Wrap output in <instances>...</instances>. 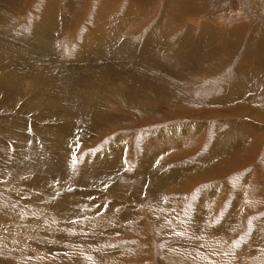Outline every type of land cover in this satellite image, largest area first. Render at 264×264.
<instances>
[{
	"label": "rangeland",
	"instance_id": "rangeland-1",
	"mask_svg": "<svg viewBox=\"0 0 264 264\" xmlns=\"http://www.w3.org/2000/svg\"><path fill=\"white\" fill-rule=\"evenodd\" d=\"M124 16L130 18L125 21ZM44 30L47 33L43 34ZM83 49L87 54L81 55ZM42 51L51 53L54 58L59 57L62 64L57 67L53 60H49L45 68L49 70L46 76L55 78L52 82L56 83L51 82V87L56 85L54 90L59 91H54L56 96H52L57 102L54 107L59 104L56 110L61 111L60 105L65 99L69 100L66 106L70 113L64 120L60 118L65 124L74 126L68 125L72 128L67 131L71 138L66 137L70 144L59 146H62L61 150L71 148L67 151L72 152L68 155L70 160L73 157L71 161L68 159L72 172L81 167L78 163L93 162L92 165L101 172V168L113 170L109 174L112 179L107 173L96 175L93 180H82L77 177L78 172L74 175L69 172L70 176H40L37 170L21 168L28 171L24 181L27 182L29 175L47 181L38 194L40 198L43 196L45 204L50 199L45 201L44 198L51 192L52 200L59 199L61 204L70 207L71 203L74 204L72 199L66 201V196L61 197L58 191L64 190L66 195V190L70 192L75 188V197L80 199L76 203L89 206L88 215L95 218L91 217L86 223L89 222L91 227L105 223L106 228L104 233L86 234L91 227L86 229L85 225L78 230L79 233L78 220L76 227L70 226L73 230L67 221H63V225L56 228L61 233L29 232L34 225L24 226L26 230L28 226L32 228L25 232L23 224L29 221L27 213L41 209L31 206V200L37 198L35 194L29 191L27 194L25 188L17 186L19 177L15 176L22 170L17 172L16 165L22 159L23 165L34 167V158L44 160L46 156L51 160L53 155L46 153L43 156L44 145L38 144L34 146L36 154L31 153L28 151L31 150L29 141L24 142L28 145L26 148L17 151L12 142L16 137L0 132V200H6L3 199L6 197L12 206V202L17 204V197L19 200L25 198L19 202L21 204L31 202H24L26 207L23 210L26 211L21 213L23 215L17 216L19 212H14L13 219L0 222V258L8 255V248H14L17 260L30 261L42 254L44 261L60 262V256L66 254L67 262L79 258L81 264H86L87 260L122 264L121 255L136 250L142 255L145 251L146 256L137 260V254L133 253L132 264H167L161 258L160 250L169 243L168 247L173 249V239L185 238L183 234H177L180 228L175 226L187 220L193 225L192 229L201 232L192 239L205 237L202 243L208 246L196 244L191 239L186 250H179L192 258V264H206L205 256L199 255L200 250L217 258L219 264H264V0H0V78L6 76L10 82L12 79L11 85L0 79V91L3 92H0V96L3 95L0 97V123L17 126L18 118L30 133L33 125L41 128L45 124L31 120L42 119L39 108H33L37 96L34 92L38 90L36 86L30 89V76L45 70L36 64L40 57L32 53ZM34 65L37 66L31 68ZM140 73L144 74L143 78L138 76ZM17 74L24 75L21 82ZM15 77L18 84L14 85ZM94 80L100 84L89 86L92 89L89 91H93L90 94L84 84H93ZM104 93H107L106 97ZM66 94L72 98L68 99ZM57 95L63 98V102ZM88 115L94 116V122L89 125L91 131L86 128ZM52 120L49 131H62L58 130L61 129L59 121ZM161 134L180 137L181 144L162 154L166 160L148 159L144 155L145 149L148 150L150 144L154 146V140ZM187 134L192 138L184 142ZM73 138L86 139L76 142ZM144 166L149 171L143 169ZM134 169L138 173H151L142 183L143 187L146 185L145 189L151 180L163 190H170L169 201H163L160 211H146L145 205L125 202L108 192L107 186L113 187L119 176L126 174L124 171ZM171 180L172 183L167 184ZM196 194L202 195L203 202L197 200ZM237 200L243 203V207H233L232 203ZM55 201L50 205L49 214ZM149 204L147 202V206L155 205L153 201ZM6 210L4 214L9 213ZM157 213L159 218L162 217L159 227L151 217ZM220 216L227 218V227L224 226L222 233L218 232L216 236L208 235V229L220 221ZM172 224L177 230L172 228L167 235L173 238H160ZM131 229L137 233L128 234ZM250 237H256L254 246L248 241ZM245 240L251 250L239 252L238 248L244 247ZM53 241H57L56 247H53ZM259 242L261 245H255ZM210 248L219 254L210 252ZM234 248L238 255H242L240 258L221 260L231 257V249L236 252ZM176 252L173 251L172 255ZM8 260L2 258V262L11 264L10 258ZM166 260L171 264L177 259L174 256Z\"/></svg>",
	"mask_w": 264,
	"mask_h": 264
},
{
	"label": "bare ground",
	"instance_id": "bare-ground-1",
	"mask_svg": "<svg viewBox=\"0 0 264 264\" xmlns=\"http://www.w3.org/2000/svg\"><path fill=\"white\" fill-rule=\"evenodd\" d=\"M102 2V1H101ZM125 9V8H124ZM110 11V10H109ZM124 11V10H123ZM125 11H127V10H125ZM126 13V12H125ZM44 15V14H43ZM104 15V14H103ZM125 15V14H124ZM125 17V16H124ZM128 18H130V16H127ZM127 17H125L123 20H127L128 18ZM129 21V20H128ZM93 27V26H92ZM46 31L44 30V31H42V33L44 34ZM47 33V32H46ZM47 38V37H46ZM37 40H39V41H44L45 39L44 38H37ZM41 44H43V43H41ZM48 48L49 47H47V50H48ZM80 49V48H79ZM85 49V48H84ZM83 49V50H84ZM90 49V48H89ZM41 50H43V49H41ZM40 51V50H39ZM45 51V50H44ZM44 51H42L43 53H38V54H33L32 53V55H36L37 57L39 56L40 57V59H38V61H37V63L36 64H39V65H42L44 68L48 65V62H50L49 60H53L52 62H55V64L57 65V67H60L61 65H60V63H59V57H56V58H54L53 56H52V54L51 53H48V52H44ZM76 51H79L78 49L76 50ZM82 51V50H81ZM80 52V51H79ZM78 52V53H79ZM83 52V51H82ZM4 53V52H3ZM87 54L86 52H85V50H84V52H83V54H81V55H85V54ZM67 54V53H66ZM72 54V53H71ZM1 55V54H0ZM54 55V54H53ZM75 55V54H74ZM3 56V55H2ZM71 56V55H70ZM70 56H68L69 57V60H71L70 58ZM78 57V56H77ZM82 57V56H81ZM36 58V57H35ZM82 58H84V57H82ZM88 58V57H87ZM81 59V58H80ZM89 59V58H88ZM68 60V61H69ZM90 60V59H89ZM0 61H1V56H0ZM71 62V61H70ZM86 62H87V60H86ZM90 62V61H89ZM73 63V62H72ZM91 63V62H90ZM1 64H2V62H1ZM0 64V65H1ZM64 65V64H63ZM123 65V64H122ZM125 65V64H124ZM4 66V65H3ZM37 65H34L33 67H31V68H34V67H36ZM67 66V65H66ZM63 67V66H62ZM61 67V68H62ZM68 67H69V64H68ZM67 67V69H70V68H68ZM64 68H65V65H64ZM64 68H62V69H64ZM3 69H4V67H3ZM5 69H7V68H5ZM10 69V68H9ZM56 69V68H55ZM59 69V68H58ZM118 69V68H117ZM122 69H123V67H122ZM8 70V69H7ZM13 70V69H12ZM40 70V69H39ZM108 70V69H107ZM3 71V70H2ZM5 71V70H4ZM3 71V72H4ZM64 71H66V68H65V70ZM111 71V70H110ZM49 72V70H47L46 68H45V70L44 69H42V71H39V73L36 75V76H30V80H31V82H30V89H32V87H35L36 86V90H38V91H36V92H34L37 96H35V99H36V102L34 103V107L33 108H39V116H40V118H41V116H42V119L41 120H36V118H29V119H31V120H33L34 119V121H37V122H45V124L43 125L42 123V125L43 126H41V128L39 127H37V128H35V127H31L32 128V130H31V132L32 133H30V131L29 132H27L28 130H27V126H25L24 125V123H22V122H20L19 120H18V118H17V126H11L10 124H5V123H0V132H5L6 134H8L9 136H10V134H12V135H14L15 137H16V139L14 138V139H12V142L14 143L13 144V147L15 148V149H17V151L18 150H21L22 148H26L28 145L26 144V143H24L25 141H29V142H31L30 143V149L31 150H28V151H30L31 153H33V154H36L35 153V150H34V146L36 145V144H38V145H44L43 147V150H42V153L41 154H43V156H44V154H46V153H48L49 155H53V157L51 156V160H49V158H47L46 156H44V160H42V159H40V158H34V162L32 163L33 164V166L34 167H29V166H26V165H23V163H22V159H21V161L19 160V164L17 163V172H18V170H22L21 168H27V169H29L30 171H32V170H37V172H38V174L40 175V176H53V177H56V176H65V175H69V172L71 173V175H74V174H76L77 172H78V176L77 177H79V178H81L82 180H86V179H89V180H93L95 177H96V175L97 176H102L103 174H110V173H112V171H110V170H103V168H101L102 169V172H101V170L100 169H96V167L95 166H93L92 165V163H78V164H80V165H78V166H81V167H79V169L77 168V170L75 171V173L74 172H72V168L70 167V164L71 163H69L68 162V159L70 158V156H69V158H68V155H70L69 154V151H67V150H70V149H63V150H61L62 148V146L60 147L59 145H64V144H66V143H69V141L67 140V138H71L70 137V135L69 134H71V133H68L67 131H69L68 129L70 128V129H72L71 127H69L68 128V125L67 124H65L62 120H61V118L64 120V119H66L67 118V115H69V113H70V111H69V109H68V107L66 106V105H68L69 104V100L68 101H66V99H65V97H67V96H69V95H67V96H65L64 97V99H65V101H64V104L61 106L60 105V107H61V111H57L56 109H57V106L59 105H56V107H54V105H55V103L57 104V102H55V101H53V99H52V96H53V94H54V96H56V93L54 92V91H57V90H54V89H56V85H54L55 87H51V85H50V83L52 82V80L53 79H55L54 77H53V79H51V76L50 77H48V76H46V74ZM109 72V71H108ZM14 73H16V72H14ZM13 73V74H14ZM53 73H54V71H53ZM110 73V72H109ZM112 73V72H111ZM12 74V75H13ZM23 74H24V72H23ZM20 75V74H17L18 76L20 75V82H21V80H22V78H21V76H24V75ZM27 74V73H26ZM103 74V73H102ZM10 75V74H9ZM87 75H89V74H87ZM97 75V74H96ZM136 75V74H135ZM144 74L143 73H140V75H138L140 78H143L142 76H143ZM15 76H16V74H15ZM90 76H92V74L90 75ZM95 76V75H94ZM106 76V75H105ZM4 77V78H3ZM3 77H1L0 79H3V82L5 83V84H8V85H11L12 83V79H10L11 80V82L10 81H8L7 79H9V78H7L6 76H3ZM9 77V76H8ZM14 77V76H13ZM28 77V76H27ZM66 77V76H65ZM68 78H70V77H72V76H67ZM97 77V76H96ZM108 77V76H107ZM123 77V76H122ZM137 77V76H136ZM16 78V77H15ZM24 79H25V77H23ZM68 78H65L66 79V81H67V79ZM120 78H121V76H120ZM123 78H125V77H123ZM5 79L7 80V82L5 81ZM18 78H16L15 80H17ZM65 79H63V81H65ZM89 79V78H88ZM116 79V78H115ZM26 80V79H25ZM90 80V79H89ZM14 81V80H13ZM29 81V80H28ZM55 81V80H54ZM69 81V80H68ZM88 81V80H87ZM101 81V80H100ZM18 82V80L17 81H15V82H13V84L15 85V83L16 84H18L17 83ZM102 82V81H101ZM141 83H143L142 81H140ZM154 82V81H153ZM153 82H152V84H153ZM52 83H56V82H52ZM88 83V82H87ZM151 83V82H150ZM66 84V83H65ZM75 84V83H74ZM100 83H96V81L94 80V82H93V84H90V83H88V84H86V82H85V84H84V87L88 90V93L89 92H91V91H89V90H92V89H90L89 88V86H95V85H99ZM1 85H4L3 83L1 84ZM13 85V86H14ZM26 85H29V83L28 84H26ZM69 85V84H68ZM73 85V84H72ZM102 85V84H101ZM105 85V84H104ZM5 86V85H4ZM18 86V85H17ZM42 87V88H40V87ZM66 86V85H65ZM88 86V87H87ZM106 86V85H105ZM146 86V85H145ZM9 87V86H8ZM21 87V86H20ZM28 87V86H27ZM67 87V86H66ZM6 88H7V85H6ZM60 88H62V87H60ZM69 88V90H70V85H69V87H67V89ZM146 88V87H145ZM19 89V88H18ZM58 89H59V87H58ZM0 90H2L1 89V86H0ZM16 90V89H15ZM14 90V91H15ZM62 91H63V89H61ZM67 91V90H66ZM66 91H65V93H66ZM125 91V90H124ZM1 92V91H0ZM16 92V91H15ZM14 92V93H15ZM19 92V94H20V91H18ZM54 92V93H53ZM57 92H59V91H57ZM104 92V90H102V93ZM3 92H1V94H2ZM13 93V94H14ZM93 93V91L90 93V94H92ZM95 93V92H94ZM102 93H100V94H102ZM32 94V93H31ZM59 94V93H58ZM105 94V93H104ZM107 94V93H106ZM106 94L104 95L105 97H106ZM8 95V94H7ZM1 96H3V95H1ZM0 96V97H1ZM58 96V95H57ZM59 96H62L61 94L59 95ZM58 96V97H59ZM64 96V95H63ZM93 96V95H92ZM102 96V95H101ZM103 96V97H104ZM6 97V96H5ZM107 97H108V95H107ZM110 97V96H109ZM8 98V97H7ZM10 98V97H9ZM22 98V97H21ZM61 98L62 97H59V99L61 100ZM68 98V97H67ZM70 98H72V95H70L69 96V98L68 99H70ZM20 99V98H19ZM24 99V98H23ZM26 99V98H25ZM57 99V98H56ZM63 99V98H62ZM106 99V98H105ZM5 100H6V98H5ZM11 100H13V99H11ZM22 100V99H21ZM88 100V99H87ZM58 101V100H57ZM62 101V100H61ZM61 101H60V103H61ZM8 102H10V100L8 101ZM12 102V101H11ZM18 102V101H17ZM26 102V101H25ZM59 102V101H58ZM63 102V101H62ZM0 103H1V101H0ZM4 103V102H3ZM28 103V102H27ZM29 103L31 104V102L29 101ZM28 103V104H29ZM9 104V103H8ZM13 104V103H12ZM12 104H11V106H12ZM23 105V104H22ZM32 105V104H31ZM8 106H10V105H8ZM71 106V105H70ZM6 107V106H5ZM55 108V109H54ZM24 110H25V108H24ZM14 111V110H13ZM22 111V110H21ZM25 112H26V110H25ZM37 112V111H36ZM15 114V113H14ZM18 114V113H17ZM93 115V114H92ZM87 116L86 118H87V122L89 123H87V127L86 128H88V130H90L89 128V125H90V123L91 122H94V116ZM28 116V115H27ZM31 117V116H30ZM61 117V118H60ZM140 117V116H139ZM52 119H55V121L57 122V121H59V123H60V128L61 129H58V130H62V131H60V132H57V133H51L49 130H51V129H49V125H50V123L53 121ZM85 120V119H84ZM114 120V119H113ZM54 121V122H55ZM81 121H83V120H81ZM11 122V121H10ZM9 122V123H10ZM13 122V121H12ZM16 122V121H15ZM73 122H74V120H73ZM72 122V123H73ZM76 122V121H75ZM53 123V122H52ZM83 123V122H82ZM85 123V122H84ZM83 123V124H84ZM32 124V123H31ZM55 124V123H54ZM74 124V123H73ZM98 124H100V121L98 122ZM5 125H7V127H5ZM80 125V124H79ZM78 125V126H79ZM104 125V124H103ZM102 125V126H103ZM121 125H122V123H121ZM38 126V125H37ZM52 126V125H51ZM55 126H56V124H55ZM54 126V127H55ZM69 126H74V125H69ZM100 126V125H99ZM108 126V125H107ZM106 126V127H107ZM57 127V126H56ZM85 127V126H84ZM109 127V126H108ZM11 128V129H10ZM58 128H59V125H58ZM83 128V127H82ZM104 128V127H103ZM102 128V129H103ZM57 129V128H56ZM83 130V129H82ZM54 131H56V130H54ZM53 131V132H54ZM74 131V130H73ZM91 131V130H90ZM71 132V131H70ZM84 132V131H83ZM92 132H95V131H92ZM98 132V131H97ZM173 132V131H172ZM102 134V132H99V134ZM107 134V133H106ZM164 134H166L167 135V133H165L164 132ZM164 134H161L160 136H159V138H157L156 140H154V146H152V144H150V147H149V149L147 150V149H145V152L146 153H144V155L145 156H147V158L149 159V157L153 160V161H155V159H158L159 161H161V160H163V159H167L166 158V156H163L162 154H164V152L165 151H167V150H169V149H171V148H175L176 146L178 147V145H180L181 143L179 142V140H181L182 138H180V137H178V138H176V137H170L169 135L170 134H168V136H165ZM18 135V136H17ZM103 135V134H102ZM174 135V134H173ZM5 136V135H4ZM2 137V138H5V137ZM1 137V136H0ZM6 137H7V135H6ZM67 137V138H66ZM104 137V136H103ZM81 138H82V136H81ZM105 138V137H104ZM191 138H192V136H191ZM190 138V136L187 134L186 135V137L185 138H183V141L184 142H187L188 141V139H191ZM86 139V138H85ZM85 139H83V140H74V138H73V140L74 141H85ZM97 139V138H96ZM102 140V139H101ZM104 140V139H103ZM124 140V139H123ZM57 141V142H56ZM114 141V140H113ZM1 142V141H0ZM70 142H71V140H70ZM90 142V141H89ZM126 142V141H125ZM178 142H179V144H178ZM24 143V144H23ZM74 143V142H73ZM72 143V144H73ZM213 143V142H212ZM48 144V145H47ZM70 144V143H69ZM191 144V143H190ZM218 144V143H217ZM46 145V146H45ZM108 145V144H107ZM216 145V144H215ZM214 145V146H215ZM1 146V145H0ZM69 146V145H68ZM85 146H86V143H85ZM92 146V145H91ZM113 146V145H112ZM213 146V147H214ZM218 146V145H217ZM36 147H37V145H36ZM60 147V148H59ZM123 147V146H122ZM167 147V148H166ZM213 147H211V148H213ZM2 148V147H1ZM39 148V147H38ZM77 148V147H76ZM75 148V149H76ZM81 148H83V147H81ZM188 148H191V146L189 145L188 146ZM213 149H216V147L215 148H213ZM144 150V149H143ZM15 152H16V150H15ZM24 152V151H23ZM44 152V153H43ZM118 152V151H117ZM20 153V152H19ZM22 153V152H21ZM28 153V152H27ZM30 153V154H31ZM114 153V152H113ZM183 153V152H182ZM10 154V153H9ZM16 154H17V152H16ZM122 154V153H121ZM124 154V153H123ZM126 154H128V153H126ZM184 154V153H183ZM21 155V154H20ZM25 155V154H24ZM79 155V154H78ZM180 155H181V153H180ZM27 156V155H26ZM29 156V155H28ZM36 156V155H35ZM35 156H33V157H35ZM62 156L64 157L63 159V162H61L62 161ZM73 156V155H72ZM85 156H87V155H85ZM84 156V157H85ZM89 156H91V155H89ZM31 157V156H30ZM172 157V156H171ZM7 158V157H6ZM28 158V157H27ZM73 158V157H72ZM72 158H71V160H72ZM81 158V157H80ZM94 158V157H93ZM121 158V157H120ZM144 159L143 160H147V158H145V157H143ZM31 159H33L32 157H31ZM86 159V158H85ZM119 159V158H118ZM70 160V159H69ZM70 160V161H71ZM77 160V159H76ZM84 160V159H83ZM90 160V159H89ZM122 160V159H121ZM186 160V159H185ZM2 161V160H1ZM30 161V160H29ZM88 161V160H87ZM109 161V160H108ZM130 161V160H129ZM129 161H126L127 162V164H128V162ZM147 161H149V160H147ZM89 162V161H88ZM119 162H121V161H119ZM122 163V162H121ZM120 163V164H121ZM125 163V162H124ZM123 163V164H124ZM31 164V165H32ZM98 164V163H97ZM112 164L114 165V163L112 162ZM132 164V163H131ZM23 165V166H22ZM95 165H96V163H95ZM109 165V164H108ZM107 165V166H108ZM117 165V164H116ZM72 166V165H71ZM77 166V167H78ZM128 166H129V164H128ZM127 166V167H128ZM132 166V165H131ZM114 167V166H113ZM150 167V166H149ZM8 168V167H7ZM107 168V167H106ZM118 168H119V165H118ZM139 168V167H138ZM146 167L144 166V168L143 169H145ZM104 169H105V167H104ZM111 169V168H110ZM128 169V168H127ZM136 169H134L132 172H130V171H124V174L125 175H127V176H123V175H120L119 176V179L118 180H116L117 181V183H115L114 182V186L112 187V186H107V188L109 189V191L108 192H110V194L112 193V196H114V198H119V199H122V200H124L125 202H128V203H130L131 201H133V202H135V204H142V205H145L144 207L146 208V211H148L149 209L150 210H155L156 212L159 210V208L161 209V204H163V201L164 202H166V201H169L168 200V195L171 193L170 192V190L168 189V188H164V190L161 188V189H159L160 187H158V184H156V183H152V181L150 180V182H148V184L150 185L149 187H148V189H147V187H146V189H145V186L143 187V185H142V183H143V181H144V179H145V177H146V175H151V173L149 174H146L147 173V171H149V169L147 168V169H145V170H147V171H145V174H143V173H138L137 171H135ZM144 171V170H143ZM151 171V170H150ZM123 172V171H122ZM16 173V172H15ZM28 173V171L26 170V169H24V170H22V172L19 174V175H16L15 176V178H17V177H19L18 178V184H17V186H21L22 188H25L24 190H27V194H28V191L29 192H31L32 194H35L36 195V197L37 198H34L35 200H31L32 201V203L28 200L27 202H30L31 204V206H32V208H39V209H41V210H39V212L38 211H36L35 210V212L33 213H31L30 211L27 213V218H28V222L27 223H24L23 224V228H24V231L25 232H28V230L30 229V230H32V228H30L29 226L27 227L28 229L26 230L25 229V227H26V225H30V226H32L33 227V225H34V229L32 230V231H29V232H31V233H61V232H58L57 230L58 229H56V228H58L59 226H62L63 225V221H67L69 224H68V226H69V228H70V226H72V225H75L76 223H77V221L79 220L80 221V223L78 224V229H77V231L79 230V231H81L80 229H82V227L84 226V227H86V229H88L89 227H91V225H88V223H86L89 219H91V217L92 218H94V215L92 216H89L88 215V212L89 211H91V210H89V206H87V205H81V204H77L76 202H80L79 200L80 199H77V198H79L77 195V198L75 197V188H74V191H70V189H69V191L70 192H68L67 190V192L65 191V193H66V195H64V190L63 191H61V190H59V189H57V191H58V193L60 194V196L62 197V196H66L65 198V200L67 201V199L68 198H70V199H72V201H73V205H72V203H71V206L69 207H67V205L66 206H64L63 205V203L61 204V202H59V199H58V201H55V198L53 199L55 202H54V206H53V210L51 211V214H49L48 212H49V209H50V205H51V203L53 202V200H52V198H51V196H50V194H51V192H49L50 194H48V196L47 197H45L44 198V200L46 201L47 199L49 200L48 202H47V204H45L44 203V201L42 200V197L40 198V196H38V194H39V190L42 188L43 189V186L45 185V183L47 182V181H44V180H41L40 178H38L37 176H35V175H33V176H31V175H29V176H27L26 177V180H27V182L26 181H24V175H26ZM32 173H34V172H32ZM118 173H119V171H118ZM156 173H158V171L156 172ZM159 173H161V170H160V172ZM195 174V173H194ZM7 175H9V174H7ZM11 175V174H10ZM107 175V176H108ZM70 176V175H69ZM106 176V177H107ZM110 177H111V175H109ZM157 177H159L160 175L159 174H157L156 175ZM13 179V178H12ZM111 179H112V177H111ZM175 179V178H174ZM115 181V180H114ZM172 181L173 180H171V182H167V184H169L170 185V183H172ZM51 182H53V181H51ZM84 182V181H83ZM17 183V182H16ZM92 183H93V181H92ZM183 183V182H182ZM49 184V183H48ZM148 184H147V186H148ZM48 186V185H47ZM51 186V185H50ZM77 186V185H76ZM84 186V185H83ZM13 187V186H12ZM57 187V186H56ZM56 187H55V189H56ZM173 187H174V185H173ZM45 188V187H44ZM18 189V188H17ZM23 190V189H22ZM24 190L22 191V193H24ZM48 190V189H47ZM53 190V189H52ZM61 191V192H60ZM45 192V191H44ZM56 192V191H55ZM200 192V191H199ZM30 193V194H31ZM20 193H18V195H19ZM52 194H54L53 193V191H52ZM70 194V195H69ZM91 194V193H90ZM158 194V195H157ZM203 194V193H202ZM199 195V196H198ZM204 195V194H203ZM209 195V194H208ZM24 196H25V194H24ZM29 196V195H28ZM31 196H33V195H31ZM53 196V195H52ZM59 196V195H58ZM59 196V197H60ZM196 196H197V200H200L201 199V201L203 202V198H202V195H200V194H196ZM195 196V197H196ZM234 196H236L235 194H234ZM238 196V195H237ZM20 197V196H19ZM35 197V196H34ZM58 197V198H59ZM60 197V198H61ZM172 197V196H171ZM212 197V196H211ZM239 197V196H238ZM237 197V198H238ZM30 198V197H29ZM3 199H6V200H0L1 201V203H0V222L1 223H5L6 221V219H13V217H12V215L14 214V212H19L18 214H17V216L20 214V215H23V214H21L23 211H26V209L25 210H23L26 206H23L25 203H27L26 201H24L23 202V204H21L22 203V200L23 199H25V198H23L22 200L20 199H18V197H17V204L16 205H14L15 204V202L13 203L12 202V204H13V206L11 205V201L10 200H8L6 197H3ZM13 199H15V198H13ZM12 199V201H14ZM64 199V198H63ZM167 199V200H166ZM212 199H213V197H212ZM61 200V199H60ZM207 200V199H206ZM21 201V203H19ZM62 201V200H61ZM64 201V200H63ZM65 201V202H66ZM149 201H153L154 202V204L155 205H152V206H154V207H150V206H147V202H148V204H149ZM201 202V203H202ZM207 202V201H206ZM216 202V201H215ZM233 202V201H232ZM35 203H38L39 205L38 206H34V204ZM152 203V202H151ZM86 204V203H85ZM123 204H125V203H123ZM165 204V203H164ZM222 204V203H221ZM220 204V205H221ZM113 205V204H112ZM116 205V204H115ZM150 205V204H149ZM214 205H216V204H214ZM232 205H233V207L234 208H236V209H238L239 207H243V203H240L239 202V200H237V201H235V202H233L232 203ZM20 206V207H19ZM28 206H29V204H28ZM170 206V205H169ZM24 207V208H23ZM144 208V209H145ZM232 208V207H231ZM7 209V210H6ZM166 209V208H165ZM4 210H6V211H9V213L8 212H5V214H4ZM48 210V211H47ZM42 211V212H41ZM88 211V212H87ZM160 211V210H159ZM41 212V213H40ZM87 212V213H86ZM144 212V211H143ZM155 212V213H156ZM173 212V211H172ZM23 213H25V212H23ZM30 213V215H28ZM146 213V212H145ZM212 213H215V212H212ZM228 213V212H227ZM4 215V217H3V215ZM158 214V213H157ZM26 215V214H25ZM88 215V219H86V217L85 216H87ZM97 215V214H96ZM161 215V214H160ZM232 215V214H231ZM99 216V215H98ZM159 216V214L158 215H153V216H151L152 217V219H153V222H154V224H155V226H157V227H159L161 224H162V217H158ZM221 217V216H220ZM76 218H77V220H76ZM107 218V217H106ZM159 218V219H158ZM214 218H215V216H214ZM86 219V220H85ZM95 219V218H94ZM98 219V218H97ZM158 219V220H157ZM167 219V218H166ZM219 219V218H218ZM214 220V219H213ZM170 221H172V220H170ZM184 221V220H183ZM226 221H227V218L226 217H221V219H220V221H218L217 223L216 222H214V225L212 226V227H210V229L212 228V231L210 230V229H208L209 227L207 226V229L210 231L209 233H208V235H215V234H217L218 232H219V234H220V232L222 233V230H224V226L225 227H227V225H225L226 224ZM230 221V220H229ZM228 221V223H232V222H229ZM104 222H105V220H104ZM173 222H175V221H173ZM178 222H181V221H178ZM236 222H237V220H236ZM98 223V222H97ZM114 223V222H113ZM116 223V222H115ZM165 223V222H164ZM197 223V222H196ZM227 223V224H228ZM53 224H55V226H53ZM92 224V223H91ZM146 223H144V225H145ZM171 224V223H170ZM169 224V225H170ZM174 224V223H173ZM171 225L170 227L171 228H169L168 230H166V234L164 235V236H160V238H165V236H167L169 239H171V238H173V236H170V235H167V233H169V232H171V229L172 228H174V229H176V228H180L179 230L180 231H178L177 232V234H183L184 236H185V238H179L178 240H175V239H173V243H172V245H173V249H171V248H169L168 246H169V244H168V246H167V249H165L166 248V246H165V248L162 246V249L160 250L161 251V253L163 254V256L161 257V258H163L164 259V261L168 264V261L166 260L167 258H169V259H173V257L175 256V259H177L176 261H174V260H172V262H171V264H180L179 262H184V264H192V258L187 254V253H185V254H183V252L182 251H179L180 249H184V250H186L189 246H190V243H191V239H192V237L193 236H197V233L199 234V233H201L200 231H197V230H194V229H192V226H191V224H190V222L189 221H184V222H182V224H178V225ZM177 224V223H176ZM205 224V223H204ZM51 227H53V228H55V229H52V228H50V226ZM86 225V226H85ZM115 225V224H114ZM166 225V224H165ZM168 225V224H167ZM197 225V224H196ZM25 226V227H24ZM67 226V227H68ZM110 226V225H109ZM137 226H138V224H137ZM176 228H175V227ZM194 226H195V224H194ZM67 227H66V229H67ZM74 227H76V225L74 226ZM114 227V226H113ZM64 228H65V226H64ZM73 228V227H72ZM105 228H106V225H105V223H103V224H101V223H99V224H94L92 227H91V230H90V232H88V233H86V234H95V233H104V230H105ZM205 228V227H204ZM18 229V228H17ZM53 230V231H50V230ZM76 229V228H75ZM74 229V230H75ZM237 229V228H236ZM64 230V229H63ZM70 230H73V229H71L70 228ZM83 230H84V228H83ZM113 230V229H112ZM177 230V229H176ZM225 230H227V229H225ZM229 230V229H228ZM238 230V229H237ZM18 231H20L19 229H18ZM77 231H75V232H77ZM78 231V232H79ZM130 231H132V232H130ZM129 232L130 233H128V234H136V233H133V229H131ZM232 231V230H231ZM20 232H23V229H22V231H20ZM73 232V231H72ZM74 232V233H75ZM118 232V231H117ZM203 232V231H202ZM80 233V232H79ZM66 234V233H65ZM64 234V235H65ZM202 235V234H201ZM207 235V236H208ZM203 236V235H202ZM216 236V235H215ZM222 237H223V235H221ZM138 238L140 237V238H142L141 236H137ZM204 237V236H203ZM168 238H166V239H168ZM256 237H250V238H248V241H249V243L250 242H252V243H250V245H252V246H254V240H256L255 239ZM81 239L82 240H86V238L84 237V236H82L81 237ZM203 241H205V237L204 238H202V239H199V238H197L196 240H194V239H192V242H194V243H196V244H199V245H205L206 247H208L206 244H203L202 242ZM212 241V240H211ZM245 241H247V240H245ZM244 241V247L243 248H238V251L239 252H242V253H244L246 250H251L250 248H249V243H248V241L247 242H245ZM258 241H262V240H258ZM257 242V241H256ZM137 243H139V242H137ZM262 243H264V242H262ZM142 244V243H141ZM140 244V245H141ZM258 244H260L261 245V242H259V243H255V245H258ZM56 245H57V241H53V247H56ZM243 245V244H242ZM71 247V246H70ZM261 246H259V248H260ZM211 249V248H210ZM221 249H224V248H221ZM235 249V248H234ZM140 250V249H139ZM214 249H211V251L210 252H213V253H218L217 251H213ZM256 250V249H255ZM259 250V249H258ZM142 250H140V252H141ZM173 251H177L174 255H172V252ZM209 251V250H208ZM235 251L236 252H233L232 251V249H231V253H229V255L231 256V257H229L230 259H226V258H228L226 255V258H224V259H221V260H224V261H232V260H234V259H238V258H240L241 256L240 255H238V252H237V249H235ZM124 252V251H123ZM133 253H135V254H137V257H136V259L138 260V259H142V258H144L145 256H146V252L144 251V254L142 255V254H138V251H136L135 250V252H132V253H124V254H122L121 255V260H122V264H132V262H133V259H132V257H133ZM219 254V253H218ZM222 254V253H221ZM199 255H202V256H205V258L203 257V260H204V262L206 263V264H219V262H218V260H217V258H212V256L211 255H207V254H203L202 252H201V250L199 251ZM228 255V254H227ZM218 256H220V255H218ZM66 257H67V255L66 254H62L61 256H60V259H61V261L60 262H50V261H44L43 260V256H42V254H38L37 255V257H36V259H33V260H30V261H24V260H17V251L14 249V248H8V255L7 256H5V257H1L0 258V264H10V263H7L9 260V258H10V260H11V264H64L65 262H67V260H66ZM2 258L3 259H6L7 260V262H2ZM134 259H135V257H133ZM219 258V257H218ZM163 259H161V260H163ZM134 262H135V260H134ZM137 262V261H136ZM68 264H81L82 262L80 261V259L79 258H75V259H73L72 261H69V262H67ZM110 264V262H107V263H102V262H100V261H98V260H87L86 261V264ZM138 263V262H137ZM142 263V262H141ZM147 263V262H146ZM253 263H255V262H252L251 264H253ZM84 264V263H83ZM135 264V263H134ZM138 264H140V263H138ZM144 264V263H143ZM165 264V263H164Z\"/></svg>",
	"mask_w": 264,
	"mask_h": 264
},
{
	"label": "crops",
	"instance_id": "crops-1",
	"mask_svg": "<svg viewBox=\"0 0 264 264\" xmlns=\"http://www.w3.org/2000/svg\"><path fill=\"white\" fill-rule=\"evenodd\" d=\"M159 189H161V188H159Z\"/></svg>",
	"mask_w": 264,
	"mask_h": 264
}]
</instances>
